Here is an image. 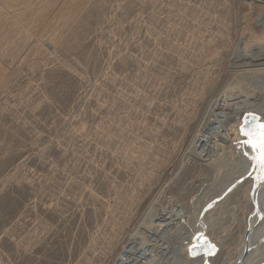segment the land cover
<instances>
[{"label":"rangeland","instance_id":"rangeland-1","mask_svg":"<svg viewBox=\"0 0 264 264\" xmlns=\"http://www.w3.org/2000/svg\"><path fill=\"white\" fill-rule=\"evenodd\" d=\"M262 21L264 0H0V264H117L201 218L214 264L249 245L261 174L249 199L200 132Z\"/></svg>","mask_w":264,"mask_h":264},{"label":"bare ground","instance_id":"bare-ground-1","mask_svg":"<svg viewBox=\"0 0 264 264\" xmlns=\"http://www.w3.org/2000/svg\"><path fill=\"white\" fill-rule=\"evenodd\" d=\"M261 24L262 28H260L263 29L264 22L262 21ZM248 51L251 55L250 61L252 65L245 67L250 68L245 73H252L254 78L247 79L242 76L241 82L238 84L232 83L228 88L224 89L219 97L221 105H214L210 113V118L212 117L213 119L210 120L209 118L200 134L211 142L218 141L226 145V152L221 161L222 165L220 164L218 167L225 168L227 166L226 160L228 159L233 161L236 169V176L233 179H236V182L249 180L252 192L256 168L252 167L250 161L252 150L247 144L243 143L246 138L241 136L239 128L244 115L253 113H255L254 115L264 114V76H261L264 74V44H253L249 47ZM257 76L259 78H255ZM261 119L264 122V115H261ZM221 168L218 169V173L221 172ZM262 182L259 199L262 200L264 207V179H262ZM248 198L252 197L248 195ZM175 221L179 220L172 218L171 222L174 223ZM258 222L260 223V220ZM212 227L213 224L208 219L193 220L192 224L188 227V232L180 236L174 243H157L156 239L147 238L140 230L136 236L134 235V239L130 241V245L123 247L121 257L117 258L116 263L203 264L205 262V264H214L210 256L204 255V259L202 260V258L192 259L188 255V249L193 244V241L190 244L192 237L194 236L193 239H195L199 235H202L207 240L209 238L207 233ZM224 240L225 238L223 237L219 238L218 241L210 239V243L208 242V244L212 248L220 250L222 245L225 244ZM135 241H140V243H136ZM189 244L190 246L187 249V245ZM244 244L246 247L248 246V254L243 259ZM238 261H240L239 264H264V215L262 229L260 227L253 241H250L249 245L243 243L240 248L221 259L219 264H237Z\"/></svg>","mask_w":264,"mask_h":264},{"label":"water","instance_id":"water-1","mask_svg":"<svg viewBox=\"0 0 264 264\" xmlns=\"http://www.w3.org/2000/svg\"><path fill=\"white\" fill-rule=\"evenodd\" d=\"M253 117H255L256 119L254 120ZM258 122H259V119L256 115H254V114L244 115V117L242 119V124L239 128V131L241 130L242 127L246 130L251 129V128L255 127V125ZM240 134H241V131H240ZM241 136H243V135L241 134ZM250 196L252 198L254 197V189L252 190ZM255 207H256V205H255ZM255 225H256V223L252 227H248L246 229L245 234H244V241L246 240L247 236L249 235V233H250L249 231L251 230V228L255 227ZM216 253H217V249L214 247L212 248L208 244V241L202 237V235H199L198 237L193 239V244L188 249V255L191 258H197V257L202 256V255L213 257L216 255ZM247 254H248V247H246L244 244V252H243V256H242L243 259L245 258V255H247ZM239 263H240V261L237 262V264H239Z\"/></svg>","mask_w":264,"mask_h":264},{"label":"snow or ice","instance_id":"snow-or-ice-1","mask_svg":"<svg viewBox=\"0 0 264 264\" xmlns=\"http://www.w3.org/2000/svg\"><path fill=\"white\" fill-rule=\"evenodd\" d=\"M253 119L256 118L253 117ZM240 131L246 137L243 143L252 150L250 156L252 167L258 169L261 179H264V123L258 122L255 127L247 130L242 127Z\"/></svg>","mask_w":264,"mask_h":264}]
</instances>
